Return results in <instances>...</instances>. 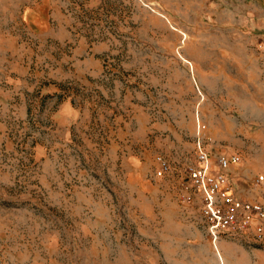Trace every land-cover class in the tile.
<instances>
[{"label": "rangeland", "instance_id": "obj_1", "mask_svg": "<svg viewBox=\"0 0 264 264\" xmlns=\"http://www.w3.org/2000/svg\"><path fill=\"white\" fill-rule=\"evenodd\" d=\"M42 1L0 0V264H264L179 201L199 141L264 204V0H47L37 34Z\"/></svg>", "mask_w": 264, "mask_h": 264}, {"label": "built area", "instance_id": "obj_2", "mask_svg": "<svg viewBox=\"0 0 264 264\" xmlns=\"http://www.w3.org/2000/svg\"><path fill=\"white\" fill-rule=\"evenodd\" d=\"M200 135L205 137L206 132L201 130ZM239 161L238 154L230 153L218 155L212 162L198 141L193 159L185 169L179 201L187 204L198 199L201 217L213 240L226 233H251L256 239H264V204L239 196L226 173ZM156 163L158 175L169 169L162 156L156 157ZM262 179L260 175L253 178L252 186H261Z\"/></svg>", "mask_w": 264, "mask_h": 264}, {"label": "crops", "instance_id": "obj_3", "mask_svg": "<svg viewBox=\"0 0 264 264\" xmlns=\"http://www.w3.org/2000/svg\"><path fill=\"white\" fill-rule=\"evenodd\" d=\"M50 7L51 6L47 0L42 1L37 6L27 7L23 14L24 23L37 34L48 32L50 30ZM85 61L88 64L87 73H95L98 66L94 64L93 67H91L94 60L88 58V60ZM85 75L88 74L85 73ZM79 113L80 109L76 107L70 99H63L53 115L59 124L62 123V125H66L77 119ZM35 149L36 153H39L42 150L40 144H38Z\"/></svg>", "mask_w": 264, "mask_h": 264}, {"label": "bare ground", "instance_id": "obj_4", "mask_svg": "<svg viewBox=\"0 0 264 264\" xmlns=\"http://www.w3.org/2000/svg\"><path fill=\"white\" fill-rule=\"evenodd\" d=\"M216 250H217V253H218L219 259H220V261H221L220 264H225L224 258H223V256H222V254H221L219 248L217 247Z\"/></svg>", "mask_w": 264, "mask_h": 264}]
</instances>
